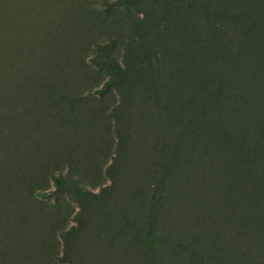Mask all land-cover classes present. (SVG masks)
I'll return each mask as SVG.
<instances>
[{
    "label": "rangeland",
    "instance_id": "374dc122",
    "mask_svg": "<svg viewBox=\"0 0 264 264\" xmlns=\"http://www.w3.org/2000/svg\"><path fill=\"white\" fill-rule=\"evenodd\" d=\"M0 264H264V0H0Z\"/></svg>",
    "mask_w": 264,
    "mask_h": 264
}]
</instances>
